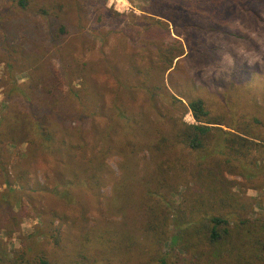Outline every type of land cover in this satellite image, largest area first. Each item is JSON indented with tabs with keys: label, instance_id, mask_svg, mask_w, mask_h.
<instances>
[{
	"label": "rangeland",
	"instance_id": "rangeland-1",
	"mask_svg": "<svg viewBox=\"0 0 264 264\" xmlns=\"http://www.w3.org/2000/svg\"><path fill=\"white\" fill-rule=\"evenodd\" d=\"M28 2L22 8L17 0H0V117L11 124L0 123V167L8 170V184L19 190L28 208L19 231L0 232L8 250L21 246V235L28 243V234L44 224L30 210L29 196L55 215L60 245L53 238L42 243L51 259L75 261L71 253L82 249L81 237L87 233L91 242L83 244L82 252L89 261L101 264L103 257L113 256L115 264H144L149 253L141 242L147 218L140 194L127 190L118 198L114 188L126 171L122 165L129 162L133 175H145L146 180L154 163L150 144L144 141L170 136L182 122L196 123L186 106L199 97L212 119L224 121L211 126L231 131L216 133L214 128L205 139L208 157L203 163L215 170L218 194L206 195V200L210 198L206 205L197 202L202 185L192 169L204 152H184L173 167L177 186L167 199L170 203L149 205L182 214L184 223L207 214L223 215L233 231L241 226L242 233L235 232L231 242L214 249L202 247L198 257L177 252L176 245L167 254L165 246L166 264H264V258L245 250L253 237L264 241V0H199L193 6L181 2L176 7L166 0ZM175 38L184 54L166 62L162 52L180 48ZM13 84L28 90V97H8ZM49 113H53L51 135L60 141V129L68 126L67 137L80 160H98L99 150L109 153L103 160L108 168L101 174L97 198L74 192L85 199V210L63 206L44 190L73 161L35 154L30 138L37 135L32 132L13 136L19 117L42 119ZM215 141L219 146L212 149ZM84 167L88 166L80 165ZM7 187L0 183V191ZM121 225L140 243L133 253L121 254L119 247L107 243L110 232L103 234L104 245L93 243L99 232ZM156 260L149 264H159Z\"/></svg>",
	"mask_w": 264,
	"mask_h": 264
},
{
	"label": "trees",
	"instance_id": "trees-1",
	"mask_svg": "<svg viewBox=\"0 0 264 264\" xmlns=\"http://www.w3.org/2000/svg\"><path fill=\"white\" fill-rule=\"evenodd\" d=\"M170 2L172 7L184 2V5L193 6L198 3L199 0H166ZM20 7L24 8L28 5V0H17ZM174 42L179 43L180 48L172 46L166 48L162 53L165 58L164 61L173 60L184 54L182 44L179 39H174ZM171 58V59H170ZM170 62V61H169ZM169 68V67H167ZM15 94L17 97H28V90L19 88V86L12 85L8 89V97ZM76 95V94H74ZM175 101L180 102V99L172 96ZM26 99V98H25ZM27 101L30 102L31 99L27 98ZM13 102V101H12ZM151 107H154V103L151 104ZM8 108L7 105L4 106V109ZM186 109L191 112L192 117L195 119L196 123L187 124L182 122L178 127L177 131L170 136L160 135L158 137L147 138V144H150V157L151 161L154 163V168L148 174L146 180L144 176L135 177L133 175L132 169L129 164L122 165L121 169L126 171L123 174L121 182L118 184L117 188H114L115 197H120L122 193L138 192L141 197V204L144 207L146 215V224L144 227V233L142 234V245L143 250L147 249L145 252L149 253L147 256V261L144 264H149L150 261L157 259L156 262L159 264H166V257H164L162 251L166 246L167 254L171 253V247L176 245L177 252H190L192 255L198 257L196 253L197 250L200 252L202 247L212 248L219 247L225 241H232L235 232L237 234L242 233L239 229L236 231L232 230L228 218H225L223 215L211 214L207 216H201L192 223H184V219L179 214H174L170 212H165V210L158 211L149 205L153 201L162 202L166 201L168 197L176 193V183L177 175L173 172L174 164L181 160L182 154L188 153L193 155L194 152H204L205 151V139L209 135L212 129L216 128V133L222 132L224 134H231V131H225L221 127L211 126V124H224V121H218L210 117L209 110L206 108L205 102L202 98H192L188 100ZM53 112V111H51ZM121 112V110H120ZM48 112H46L47 114ZM45 114V116H46ZM42 119H35L34 117L28 119H22L19 117L18 129H15L16 132L13 136L17 137L21 131L24 133L32 132V134L37 135L33 140L30 138V142L34 145L35 154L38 151L40 154L49 156L52 158L62 159L63 162L72 164L68 165V168L64 173L62 170L55 177V181L48 188H44L46 192H49L52 200H56L61 205L70 207L74 210H85V199L79 198L74 194L75 190H80L89 194L91 199H96L99 195V189L102 183L101 174L107 172L106 169L108 166L103 164L105 155H108L106 150H99L100 158L98 160L93 157L87 160H80L74 152L75 145L67 137V127L60 129L63 133L61 135L60 141H56L52 134V116L53 113H49L46 117ZM16 119V118H15ZM8 119L2 115L0 117V123L6 124ZM257 121V120H256ZM120 122V121H118ZM11 127L10 123H7ZM232 130H238L237 126H227ZM55 128V127H54ZM42 130L47 131L46 134L42 133ZM46 135V136H44ZM25 140V139H23ZM217 140V139H216ZM34 143V144H33ZM215 146H219V141H215L212 146V149ZM203 150V151H202ZM202 151V152H201ZM120 153L123 151H119ZM217 152V150H216ZM130 154L134 151H129ZM182 153V154H180ZM208 157V154L204 152L197 159L192 171L198 175V182L202 186H198V191L196 194L197 202H210L205 199L206 195L215 196L218 194L219 189L217 186H214L215 170L210 168L208 165L204 166V163ZM34 160V159H33ZM84 161L83 163H80ZM33 162V161H31ZM1 164V161H0ZM82 166H88L80 168ZM67 173V174H65ZM28 173H25L26 176ZM8 170L4 167H0V183L4 182L7 184V188L3 191H0V232L1 230L5 231L6 234H12L15 231H19L20 223L22 219L28 216V208L24 203L23 199L19 198V190L11 188L8 184ZM61 180H65L61 182ZM142 180V181H141ZM132 181L133 184L128 185L127 183ZM205 186V187H203ZM21 189L24 190L25 187L21 185ZM208 187V191L206 188ZM26 198V197H24ZM28 202L31 203L30 210L35 214L44 219V224L39 231L37 227L32 233L28 234L29 241L27 243L25 236L21 235V246L15 248L13 251H9L4 242L0 237V264H87V263H96V260L93 259L89 261L88 257L84 252H82L83 244L91 242V238L85 233L81 237L80 247L82 249L71 253L75 257V261L68 263H63L64 261L60 259H51L48 255V252L42 247V243H49L50 239L53 238L54 243L58 245L61 240V233L59 228L53 226L55 215L51 211H46L44 207H40L39 203L32 201L29 196L27 197ZM162 200V201H160ZM170 201L167 200V204ZM167 204H165L167 208ZM149 205V206H148ZM120 210L123 209V206L120 205ZM113 231V233L111 232ZM127 229L125 225H121L120 229L114 230H103L99 232L98 237L93 240V243H100L104 245V240L106 238L103 234L107 232L112 235L108 236V241L120 248V253H133L136 248L140 246V243H137V236L133 233L126 232ZM249 232V231H247ZM246 232V233H247ZM245 233V234H246ZM37 238H41L40 241ZM263 237H253V241L248 242L245 245V250L250 248L251 255L253 257L264 258V241ZM146 244V245H145ZM60 245V244H59ZM118 248V249H119ZM175 248V249H176ZM174 249V247H173ZM143 253V251H142ZM117 253L114 254L116 257ZM166 255V254H165ZM79 260H76L77 257ZM101 259V264H115L116 258L103 257ZM88 261V262H87ZM74 262V263H72ZM152 264V263H151ZM157 264V263H155Z\"/></svg>",
	"mask_w": 264,
	"mask_h": 264
},
{
	"label": "clouds",
	"instance_id": "clouds-1",
	"mask_svg": "<svg viewBox=\"0 0 264 264\" xmlns=\"http://www.w3.org/2000/svg\"><path fill=\"white\" fill-rule=\"evenodd\" d=\"M242 54H244V53H242Z\"/></svg>",
	"mask_w": 264,
	"mask_h": 264
}]
</instances>
